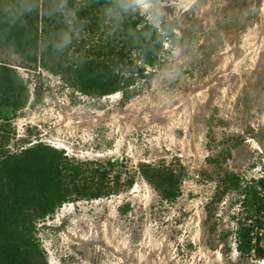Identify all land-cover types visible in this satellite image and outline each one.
Listing matches in <instances>:
<instances>
[{
	"label": "rangeland",
	"instance_id": "rangeland-1",
	"mask_svg": "<svg viewBox=\"0 0 264 264\" xmlns=\"http://www.w3.org/2000/svg\"><path fill=\"white\" fill-rule=\"evenodd\" d=\"M162 2L159 31L168 26L174 36L130 101L122 92L83 95L61 74L0 48L28 99L16 114L4 109L0 155L44 143L89 164L87 175L113 163L112 180L120 176L110 195L37 221L47 264H264L236 251L238 194L212 203L226 175L264 176V0ZM76 48L68 50L74 60ZM146 166L182 170L181 197L164 201L142 176Z\"/></svg>",
	"mask_w": 264,
	"mask_h": 264
},
{
	"label": "trees",
	"instance_id": "trees-1",
	"mask_svg": "<svg viewBox=\"0 0 264 264\" xmlns=\"http://www.w3.org/2000/svg\"><path fill=\"white\" fill-rule=\"evenodd\" d=\"M21 3L22 0H0V48L15 50L29 66H41L53 74H61L69 87L93 98L122 92L125 101H130L137 82L150 81L155 76L165 39L174 36L168 26L162 34L138 15L126 17L119 27L109 24L101 30L100 10L108 0H72L79 5L80 19L87 22V34L102 35L94 41L74 39L70 47H77L78 57L74 60L69 56L70 48L58 52L50 45L55 35L66 27L59 17L45 15L51 0H38L35 10L12 23L11 18ZM108 31L114 34L109 36ZM27 102L17 72L1 62L0 118L6 117L5 108L16 114ZM87 165L44 143L20 153H1L0 264H47L36 236L37 221L53 216L66 203L110 195L111 182L119 186L120 176L112 180L113 163L99 166L89 175ZM141 174L164 201L173 203L181 197L182 170L146 166ZM229 190L235 191L241 202V211L234 217L238 225L236 251L241 259L254 257L264 261V176L244 181L237 175H226L219 181L212 203L219 202L220 194ZM208 210L211 218L210 207Z\"/></svg>",
	"mask_w": 264,
	"mask_h": 264
},
{
	"label": "clouds",
	"instance_id": "clouds-1",
	"mask_svg": "<svg viewBox=\"0 0 264 264\" xmlns=\"http://www.w3.org/2000/svg\"><path fill=\"white\" fill-rule=\"evenodd\" d=\"M37 6L38 0H22L11 22L16 23L25 14L35 10ZM78 12L79 5L73 4L72 0H51L45 15L49 18L59 17L66 26L50 41L51 47L56 51L63 52L73 45L74 39L87 36V22L80 19ZM133 15L142 17L152 28L159 29L165 23L167 13L164 11L162 0H108V3L100 10L101 30L109 24L119 27L126 17ZM107 34L111 36L114 33L108 31Z\"/></svg>",
	"mask_w": 264,
	"mask_h": 264
}]
</instances>
